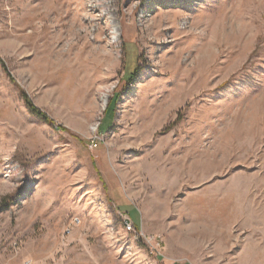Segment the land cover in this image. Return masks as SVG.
I'll use <instances>...</instances> for the list:
<instances>
[{"label": "rangeland", "instance_id": "1", "mask_svg": "<svg viewBox=\"0 0 264 264\" xmlns=\"http://www.w3.org/2000/svg\"><path fill=\"white\" fill-rule=\"evenodd\" d=\"M0 264H264V0H0Z\"/></svg>", "mask_w": 264, "mask_h": 264}, {"label": "built area", "instance_id": "2", "mask_svg": "<svg viewBox=\"0 0 264 264\" xmlns=\"http://www.w3.org/2000/svg\"><path fill=\"white\" fill-rule=\"evenodd\" d=\"M124 229L127 233L133 234L137 240H145L147 246L151 249L152 253L159 255L160 244L157 242L156 237H147L143 232L138 231V228L129 214H122Z\"/></svg>", "mask_w": 264, "mask_h": 264}, {"label": "trees", "instance_id": "3", "mask_svg": "<svg viewBox=\"0 0 264 264\" xmlns=\"http://www.w3.org/2000/svg\"><path fill=\"white\" fill-rule=\"evenodd\" d=\"M24 98L26 100L27 105L29 106V109L33 115L36 117L40 118L43 122L49 123V124H54L53 121L46 115L44 114L41 110L37 109L28 99L26 95H24Z\"/></svg>", "mask_w": 264, "mask_h": 264}, {"label": "bare ground", "instance_id": "4", "mask_svg": "<svg viewBox=\"0 0 264 264\" xmlns=\"http://www.w3.org/2000/svg\"><path fill=\"white\" fill-rule=\"evenodd\" d=\"M105 107V103H104V105H103V107L102 108H104Z\"/></svg>", "mask_w": 264, "mask_h": 264}, {"label": "crops", "instance_id": "5", "mask_svg": "<svg viewBox=\"0 0 264 264\" xmlns=\"http://www.w3.org/2000/svg\"><path fill=\"white\" fill-rule=\"evenodd\" d=\"M139 226V225H138Z\"/></svg>", "mask_w": 264, "mask_h": 264}]
</instances>
